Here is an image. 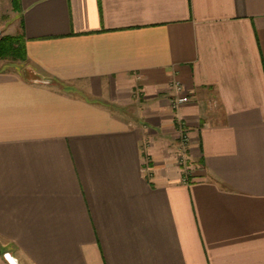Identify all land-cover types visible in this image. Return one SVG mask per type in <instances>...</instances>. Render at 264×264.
Returning a JSON list of instances; mask_svg holds the SVG:
<instances>
[{
	"label": "crops",
	"instance_id": "crops-1",
	"mask_svg": "<svg viewBox=\"0 0 264 264\" xmlns=\"http://www.w3.org/2000/svg\"><path fill=\"white\" fill-rule=\"evenodd\" d=\"M12 1L0 38L27 59L0 67V249L264 264V0Z\"/></svg>",
	"mask_w": 264,
	"mask_h": 264
},
{
	"label": "built area",
	"instance_id": "built-area-1",
	"mask_svg": "<svg viewBox=\"0 0 264 264\" xmlns=\"http://www.w3.org/2000/svg\"><path fill=\"white\" fill-rule=\"evenodd\" d=\"M172 89L175 94L171 99L172 107L178 110L183 104L188 101V93L184 86L180 82H175L172 84ZM180 127V152H179V163L183 168L184 179L187 182L192 174V168L190 159L188 158V147L190 143V138L185 130L184 123H179Z\"/></svg>",
	"mask_w": 264,
	"mask_h": 264
},
{
	"label": "rangeland",
	"instance_id": "rangeland-1",
	"mask_svg": "<svg viewBox=\"0 0 264 264\" xmlns=\"http://www.w3.org/2000/svg\"><path fill=\"white\" fill-rule=\"evenodd\" d=\"M13 2L14 1L9 0L7 4L5 0H0V19H7L9 21H12L14 19V16L17 12L15 10V5H13ZM22 65V60L16 55L10 53L4 58H0V67L3 66L20 69ZM0 251L5 264H11V262L6 258V253H8L10 250H7V248L3 247L0 249Z\"/></svg>",
	"mask_w": 264,
	"mask_h": 264
},
{
	"label": "trees",
	"instance_id": "trees-1",
	"mask_svg": "<svg viewBox=\"0 0 264 264\" xmlns=\"http://www.w3.org/2000/svg\"><path fill=\"white\" fill-rule=\"evenodd\" d=\"M9 53L16 55L22 61H26L25 47L20 35H6L0 38V58L6 57Z\"/></svg>",
	"mask_w": 264,
	"mask_h": 264
},
{
	"label": "water",
	"instance_id": "water-1",
	"mask_svg": "<svg viewBox=\"0 0 264 264\" xmlns=\"http://www.w3.org/2000/svg\"><path fill=\"white\" fill-rule=\"evenodd\" d=\"M6 258L11 262V264H18L17 261L11 255V253H6Z\"/></svg>",
	"mask_w": 264,
	"mask_h": 264
}]
</instances>
